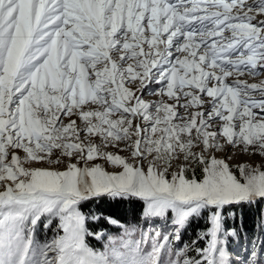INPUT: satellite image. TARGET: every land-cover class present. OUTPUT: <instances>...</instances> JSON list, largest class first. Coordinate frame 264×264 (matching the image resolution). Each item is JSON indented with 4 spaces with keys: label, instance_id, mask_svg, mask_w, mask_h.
I'll return each instance as SVG.
<instances>
[{
    "label": "snow or ice",
    "instance_id": "6c2138e0",
    "mask_svg": "<svg viewBox=\"0 0 264 264\" xmlns=\"http://www.w3.org/2000/svg\"><path fill=\"white\" fill-rule=\"evenodd\" d=\"M261 77L264 0H0V264H264Z\"/></svg>",
    "mask_w": 264,
    "mask_h": 264
},
{
    "label": "rangeland",
    "instance_id": "374dc122",
    "mask_svg": "<svg viewBox=\"0 0 264 264\" xmlns=\"http://www.w3.org/2000/svg\"><path fill=\"white\" fill-rule=\"evenodd\" d=\"M246 78H248V77H246ZM261 78H264V77H261ZM248 79H249V82H258L257 80H254L252 78H248ZM152 98L158 99V97L155 95H145L144 96L145 100H152ZM77 123H79V121H77ZM106 150L107 151H113V152L116 151V149L114 147H112L111 145L108 146V148ZM120 154L121 155H127V153H123V152H121ZM216 155L218 157H227V156L232 155V153L231 152H217ZM228 162L232 165H235V164H238L241 162H250L253 166H257L261 163V157L260 156L249 157L246 154L245 155L236 154V155L232 156V158L229 159ZM36 165L42 166L40 162H36ZM43 166L46 167L47 165H43ZM109 170H111V169L109 168ZM89 210L97 211L94 207H92V208H90L84 212H88ZM98 213H100V212H98ZM249 213H251V212H249V210L246 209L244 214H246V216H247ZM43 223H44V221L42 220L41 223L38 225L37 230H36V238L40 242H44L46 239L50 238L53 234L52 229L45 231V229L43 227ZM137 226H142L143 229H145V230L152 228V229L161 230L162 232L168 231V229H164L161 227V222L159 220H155V221L151 222V224H149L147 222L140 221ZM191 226H192V224H190L182 233L183 241L188 242L189 244H191V241L196 238V229L192 228ZM54 227H55V222L53 224V228ZM107 232H108V234L115 236L114 234H111V232L109 230H107ZM91 239L95 240L96 243H94V241L90 242ZM106 242H107V236H105L102 240H97V239H93V238H89V240H88L89 247H91L96 252L105 251V243ZM242 243H243V241H242ZM201 244H202V242H201ZM148 250H150V246H148ZM190 255H193V254L190 253Z\"/></svg>",
    "mask_w": 264,
    "mask_h": 264
},
{
    "label": "trees",
    "instance_id": "16d2710c",
    "mask_svg": "<svg viewBox=\"0 0 264 264\" xmlns=\"http://www.w3.org/2000/svg\"><path fill=\"white\" fill-rule=\"evenodd\" d=\"M94 207L98 212L105 216H112L113 218H116L117 220L121 221L125 224H134L138 225L141 221L140 219V213L142 211V205L140 203H130V202H119L115 200H108L106 197H102L99 201H94L91 204H88L82 208L83 211H87L88 209ZM247 208L243 209V213H245V210ZM240 211V210H237ZM252 213H249L247 216L244 214L246 222L251 223L252 220ZM192 228L196 229V222L193 221ZM104 227L111 232V234L117 235L121 229L117 227H111L107 224L104 225ZM95 242V240H90V242Z\"/></svg>",
    "mask_w": 264,
    "mask_h": 264
},
{
    "label": "bare ground",
    "instance_id": "6f19581e",
    "mask_svg": "<svg viewBox=\"0 0 264 264\" xmlns=\"http://www.w3.org/2000/svg\"><path fill=\"white\" fill-rule=\"evenodd\" d=\"M157 98H152V100H156ZM36 166H38V165H36Z\"/></svg>",
    "mask_w": 264,
    "mask_h": 264
}]
</instances>
